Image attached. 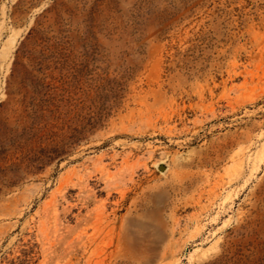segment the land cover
Instances as JSON below:
<instances>
[{"label": "rangeland", "instance_id": "1", "mask_svg": "<svg viewBox=\"0 0 264 264\" xmlns=\"http://www.w3.org/2000/svg\"><path fill=\"white\" fill-rule=\"evenodd\" d=\"M0 103L94 121L0 192V264H264V0H0Z\"/></svg>", "mask_w": 264, "mask_h": 264}, {"label": "trees", "instance_id": "2", "mask_svg": "<svg viewBox=\"0 0 264 264\" xmlns=\"http://www.w3.org/2000/svg\"><path fill=\"white\" fill-rule=\"evenodd\" d=\"M43 117V114L39 116V135L35 125L11 127L0 119V192L17 185L27 173L38 172L55 158L60 163L69 148L94 126L93 119L79 118V114L61 127L56 124L58 117L53 118L54 123Z\"/></svg>", "mask_w": 264, "mask_h": 264}]
</instances>
